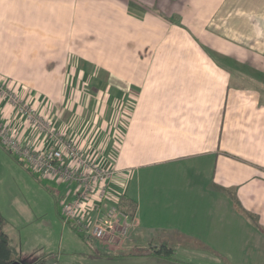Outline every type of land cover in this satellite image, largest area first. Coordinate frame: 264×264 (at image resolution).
<instances>
[{
  "label": "crops",
  "instance_id": "crops-1",
  "mask_svg": "<svg viewBox=\"0 0 264 264\" xmlns=\"http://www.w3.org/2000/svg\"><path fill=\"white\" fill-rule=\"evenodd\" d=\"M80 25L85 43L113 45L112 64L69 49L26 56L27 43L72 44ZM0 66L22 92L31 67L48 74L37 108L118 171L131 256L196 246L264 264V0H0ZM93 76L101 97L84 99ZM0 108L20 139L47 145L10 102Z\"/></svg>",
  "mask_w": 264,
  "mask_h": 264
},
{
  "label": "rangeland",
  "instance_id": "rangeland-1",
  "mask_svg": "<svg viewBox=\"0 0 264 264\" xmlns=\"http://www.w3.org/2000/svg\"><path fill=\"white\" fill-rule=\"evenodd\" d=\"M75 15L77 16V14ZM77 23H79V20ZM83 31L86 33L82 25L74 27V42L72 44L68 42L58 45L51 42L42 44L27 43L24 45L27 52L26 56L34 51H42L41 54L45 56L46 54H54L56 50L61 52L69 49V51L84 53L89 57L106 53L108 57H111L110 62L112 64L113 45L85 43L88 35H82L81 32ZM63 37L65 39V36ZM35 45L39 46L36 50ZM155 46L153 44V49ZM40 47L41 49H39ZM43 59L45 60L41 64L37 62L39 66L49 61L48 58ZM25 62L27 65L30 62L34 63L33 60L30 61L28 58ZM0 69L3 70L1 66ZM29 71H34V69L31 67L26 71L24 77L26 90L23 92L17 83H13L11 76L0 73V78L8 79L15 94L29 102L31 107H35L38 115H42L44 127L49 125V127L55 126L57 128L52 120L54 115L52 116L51 112L48 115L43 112L44 109L37 108L32 96L41 93L40 86H42V91H44V87L48 90L50 78L48 74H41V69L38 70L37 75L28 73ZM89 78L88 81L83 83L81 93L85 92L83 94L84 99H98V96L101 97L102 93L94 92L95 84L102 83L103 85L105 81H103L104 83L97 81L99 79L97 76ZM78 94L80 95V93ZM103 108L97 109L94 107L93 111L97 109L95 114L102 115ZM84 109L87 110L88 108ZM110 110L109 108L105 114L106 116L110 115ZM66 116L64 115V118ZM28 124L33 126L32 121H28ZM21 142L23 145L29 143L23 139H21ZM0 143V210L7 220V232L14 238L19 254L26 261L33 262L39 258L47 257L48 264H237L210 260L208 256L206 257L207 252L196 246L179 248L175 254V259L172 260L144 255L131 256L133 249L130 247V233L121 242L119 240L99 241L88 238V241L83 239L71 223H65L63 217L61 200L72 186L66 182H52L32 172L28 168V162L23 155L11 150L2 142ZM190 230L192 231V229ZM95 244H101L100 249L104 252H100L101 250ZM221 261L224 260L221 259Z\"/></svg>",
  "mask_w": 264,
  "mask_h": 264
},
{
  "label": "built area",
  "instance_id": "built-area-1",
  "mask_svg": "<svg viewBox=\"0 0 264 264\" xmlns=\"http://www.w3.org/2000/svg\"><path fill=\"white\" fill-rule=\"evenodd\" d=\"M4 100L10 102L21 118L33 122V127L46 136L47 145H23L18 130L1 116L0 141L23 155L34 173L74 186L72 196H63L61 200L65 223L76 225L93 240L121 242L127 237L129 213L120 208V197L111 188L118 173L115 167L101 164L95 156L67 139L64 131L55 126L44 127L42 115H38L35 107L15 94L8 79L0 78V104Z\"/></svg>",
  "mask_w": 264,
  "mask_h": 264
},
{
  "label": "trees",
  "instance_id": "trees-1",
  "mask_svg": "<svg viewBox=\"0 0 264 264\" xmlns=\"http://www.w3.org/2000/svg\"><path fill=\"white\" fill-rule=\"evenodd\" d=\"M129 207L130 208L128 211H130V210L134 211L133 205H131ZM6 224H7V220L5 219V217L3 216V214L0 210V264H11L16 260H19V261L23 262L24 264H48L47 257L39 258L33 262H28L24 258H22L21 255L19 254L17 248L15 246H13L11 237L9 236L8 232L5 230ZM72 225L76 229L78 234L83 239L89 240L83 233L80 232L79 228L76 225H74V224H72ZM156 254L161 256L160 251L154 253V255H156ZM171 254H173V253H169L168 255L172 256ZM168 255L166 253V256H168ZM116 257H120V256H116Z\"/></svg>",
  "mask_w": 264,
  "mask_h": 264
},
{
  "label": "water",
  "instance_id": "water-1",
  "mask_svg": "<svg viewBox=\"0 0 264 264\" xmlns=\"http://www.w3.org/2000/svg\"><path fill=\"white\" fill-rule=\"evenodd\" d=\"M11 264H24L23 262H21V261H19V260H16V261H14L13 263H11Z\"/></svg>",
  "mask_w": 264,
  "mask_h": 264
}]
</instances>
